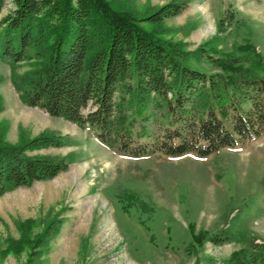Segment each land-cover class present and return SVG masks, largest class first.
<instances>
[{
  "label": "trees",
  "instance_id": "trees-1",
  "mask_svg": "<svg viewBox=\"0 0 264 264\" xmlns=\"http://www.w3.org/2000/svg\"><path fill=\"white\" fill-rule=\"evenodd\" d=\"M6 3L0 0V12ZM185 8L183 1L170 2L137 14L112 0H12L0 20V61L13 71L29 63L25 74L10 75L23 104L91 132L117 155L207 158L258 140L264 135V56L251 43L230 52H217L209 42L187 51L184 43L163 38L164 20ZM191 58L206 60L213 71L191 67ZM65 145L52 133L16 145L1 142L0 197L67 171L63 158L27 154ZM216 169L220 180L224 172ZM35 224L20 223V238L8 247L15 253L27 249V264H43L62 220H51L32 236ZM190 233L200 246L205 240L215 246L247 243L225 264L254 262L248 251L257 239L250 235L195 234L192 225Z\"/></svg>",
  "mask_w": 264,
  "mask_h": 264
},
{
  "label": "rangeland",
  "instance_id": "rangeland-1",
  "mask_svg": "<svg viewBox=\"0 0 264 264\" xmlns=\"http://www.w3.org/2000/svg\"><path fill=\"white\" fill-rule=\"evenodd\" d=\"M112 1L137 14L183 1L182 13L164 20L163 38L184 43L187 51L208 42L217 52L251 43L264 56V0ZM11 9L12 0H7L0 20ZM189 64L213 71L206 60L191 58ZM13 69L0 61V143L16 145L52 133L66 145L27 154L63 158L69 165L51 181L0 197V264H27V249H8L11 240L20 238V223L34 220L33 236L53 219L62 224L47 245L43 264H225L248 247L241 241L193 244L191 225L195 234L252 236L257 246H249V259L264 264V135L207 158L124 157L100 145L91 132L28 108L10 75L25 74L29 63ZM216 167L224 172L220 180Z\"/></svg>",
  "mask_w": 264,
  "mask_h": 264
},
{
  "label": "crops",
  "instance_id": "crops-1",
  "mask_svg": "<svg viewBox=\"0 0 264 264\" xmlns=\"http://www.w3.org/2000/svg\"><path fill=\"white\" fill-rule=\"evenodd\" d=\"M30 109H37V108H30ZM39 110V109H38ZM41 111V110H40ZM43 112V111H42ZM60 119V118H59Z\"/></svg>",
  "mask_w": 264,
  "mask_h": 264
}]
</instances>
